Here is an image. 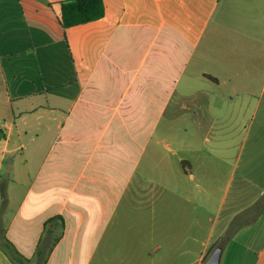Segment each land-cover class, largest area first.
<instances>
[{
	"label": "crops",
	"instance_id": "obj_1",
	"mask_svg": "<svg viewBox=\"0 0 264 264\" xmlns=\"http://www.w3.org/2000/svg\"><path fill=\"white\" fill-rule=\"evenodd\" d=\"M64 1L0 0V264H204L264 198V0Z\"/></svg>",
	"mask_w": 264,
	"mask_h": 264
},
{
	"label": "trees",
	"instance_id": "obj_2",
	"mask_svg": "<svg viewBox=\"0 0 264 264\" xmlns=\"http://www.w3.org/2000/svg\"><path fill=\"white\" fill-rule=\"evenodd\" d=\"M104 12L103 0H66L61 3V24L64 28L86 24L101 19ZM262 211H264V198L254 204L251 210L238 215L231 222L217 247L222 248L238 229L256 219Z\"/></svg>",
	"mask_w": 264,
	"mask_h": 264
},
{
	"label": "rangeland",
	"instance_id": "obj_3",
	"mask_svg": "<svg viewBox=\"0 0 264 264\" xmlns=\"http://www.w3.org/2000/svg\"><path fill=\"white\" fill-rule=\"evenodd\" d=\"M170 146H171V145H170ZM163 152H165V151H163ZM165 153H166V152H165ZM148 154H149V151L146 152V154H145V156H144V158H143L141 164L139 165V167H138L139 170L143 169L144 165L146 164L147 159H148ZM167 156H169L170 158H173V156L171 155V153H168ZM151 173H153V174L156 175V172H155L154 170H152V171H150V172H146V174H147L148 176H150ZM196 183H198L197 180H195L193 184H196ZM0 195H1V196L3 195V190L0 191ZM2 205H3V201H2ZM139 213H140V212H138V213L132 212V213H131V216H130V220H131L132 222H141L142 220H144V221H149V220L152 219V215H151L150 212L142 213V214H139ZM147 231H148V230H147Z\"/></svg>",
	"mask_w": 264,
	"mask_h": 264
},
{
	"label": "water",
	"instance_id": "obj_4",
	"mask_svg": "<svg viewBox=\"0 0 264 264\" xmlns=\"http://www.w3.org/2000/svg\"><path fill=\"white\" fill-rule=\"evenodd\" d=\"M221 251L220 247H216L204 264H219Z\"/></svg>",
	"mask_w": 264,
	"mask_h": 264
}]
</instances>
